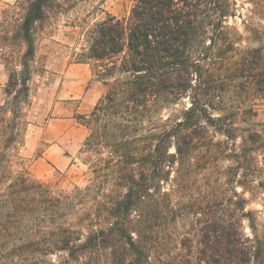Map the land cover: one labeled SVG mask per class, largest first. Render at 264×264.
<instances>
[{"label": "trees", "instance_id": "1", "mask_svg": "<svg viewBox=\"0 0 264 264\" xmlns=\"http://www.w3.org/2000/svg\"><path fill=\"white\" fill-rule=\"evenodd\" d=\"M248 1L245 36L228 23L237 0H134L89 31L79 62L106 90L77 117L92 175L70 192L11 172L27 128L35 27L61 6L17 1L13 38L25 50L0 104V264H264V212L245 196L264 193V0ZM186 97L189 107L165 116ZM186 214L195 227L170 247V226Z\"/></svg>", "mask_w": 264, "mask_h": 264}, {"label": "rangeland", "instance_id": "2", "mask_svg": "<svg viewBox=\"0 0 264 264\" xmlns=\"http://www.w3.org/2000/svg\"><path fill=\"white\" fill-rule=\"evenodd\" d=\"M17 1L0 0V47L4 52L0 63L8 74L20 69L19 57L25 50L21 41L13 38L22 18V10L16 8ZM133 3L134 0H61V6L36 25V56L31 63L29 104L25 105L27 128L19 157L12 162L13 175L27 171L35 179L63 192L88 184L92 173L80 153L88 129L77 117L92 111L106 86L93 76L92 65L79 62V58L89 46V31L107 13H128ZM236 7L237 16L231 17L228 23L245 36L243 17L250 13L253 5L248 0H237ZM248 45L243 39L239 46L244 49ZM7 83L0 90V104L8 97ZM190 105L191 100L186 97L165 111V116L174 115ZM256 122L264 125V98L257 100ZM217 164L224 170L230 161L221 159ZM223 188H230V185H223ZM237 189L242 192V187L237 186ZM252 193L245 195L251 200L248 208L264 212V193ZM194 222L193 215L180 216L177 225L170 226L168 245L174 247L182 235L193 231ZM247 225L244 221L245 231L249 232Z\"/></svg>", "mask_w": 264, "mask_h": 264}, {"label": "crops", "instance_id": "3", "mask_svg": "<svg viewBox=\"0 0 264 264\" xmlns=\"http://www.w3.org/2000/svg\"><path fill=\"white\" fill-rule=\"evenodd\" d=\"M8 80H9V74L5 70L4 65L0 63V90L2 86H4L6 82H8Z\"/></svg>", "mask_w": 264, "mask_h": 264}]
</instances>
